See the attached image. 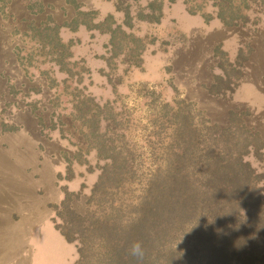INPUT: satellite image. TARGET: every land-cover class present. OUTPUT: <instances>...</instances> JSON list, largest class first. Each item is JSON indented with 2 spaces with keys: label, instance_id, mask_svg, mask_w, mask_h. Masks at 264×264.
<instances>
[{
  "label": "trees",
  "instance_id": "trees-1",
  "mask_svg": "<svg viewBox=\"0 0 264 264\" xmlns=\"http://www.w3.org/2000/svg\"><path fill=\"white\" fill-rule=\"evenodd\" d=\"M18 1L0 0V16L12 18L14 33L29 45L16 48L18 65L27 72L48 64L64 75V90L74 84L68 114L73 123L59 132L74 136L86 154L93 152L102 161L82 213L71 206L79 195L65 189L56 206V229L75 244V264H264V140L246 126L245 112L229 111L222 127L195 124L192 104L185 101L154 108L147 148L162 162L140 182L136 194L130 188L136 160L123 118L112 103L99 104L80 87L90 69L84 59H74L80 41H64L63 31L106 36L109 57L101 58L109 67L119 55L136 65L145 43L126 28L135 22L159 23L164 0H145L144 6L140 0H115L121 24L112 15L98 20L95 11L81 10L76 0H64L72 13L61 7V21L49 12V0ZM16 4L21 9L17 14ZM183 5L188 14L206 23L216 19L226 28L250 21L256 25L264 15V0H183ZM213 53L220 72L212 74L207 93L223 96L242 77L247 58L227 64L219 46ZM36 119L41 130L56 127L55 120L47 126L41 115ZM57 121L63 127L60 117ZM249 155L262 162L260 172L246 160ZM137 241L145 251L142 261L129 253Z\"/></svg>",
  "mask_w": 264,
  "mask_h": 264
},
{
  "label": "rangeland",
  "instance_id": "rangeland-1",
  "mask_svg": "<svg viewBox=\"0 0 264 264\" xmlns=\"http://www.w3.org/2000/svg\"><path fill=\"white\" fill-rule=\"evenodd\" d=\"M49 2L53 5L49 12L57 20L65 18L61 7L67 9V15L72 13L64 0ZM76 2L81 10L95 11L98 20L112 15L122 23L115 0ZM139 2L145 5V0ZM18 10L16 4L13 11L17 14ZM162 11L159 23L143 21L125 27L145 43L136 65L119 55L109 67L101 58L109 57L106 36L91 38L83 29L62 33L64 41H80L74 59H84L90 69L80 87L84 85L95 102L112 103L123 118L126 140L136 160L135 178L130 183L136 194L140 182L162 162L147 148L150 116L161 104L185 101L192 104L195 124L207 121L222 127L229 111L245 112L246 126L264 140V15L256 25L250 21L246 26L226 28L216 19L206 23L199 15L188 14L183 0H164ZM13 30L12 18L0 16V264H75V244L56 229V206L65 189L79 195L71 206L82 213L102 161L93 152L86 154L85 145H78L74 136L59 132L58 128L67 130L73 123L68 114L74 84L64 90V75L48 64L27 72L20 67L16 48L29 49V45ZM218 46L227 64L247 59L232 92L212 96L207 87L213 82L212 74L220 72L218 59L213 57ZM37 115L47 126L49 119L55 120L56 127L41 130ZM246 160L261 171V161L250 155Z\"/></svg>",
  "mask_w": 264,
  "mask_h": 264
},
{
  "label": "clouds",
  "instance_id": "clouds-1",
  "mask_svg": "<svg viewBox=\"0 0 264 264\" xmlns=\"http://www.w3.org/2000/svg\"><path fill=\"white\" fill-rule=\"evenodd\" d=\"M129 253L133 257L137 258L138 261H142L145 256V251L142 246V243L139 241L133 242L132 245L130 246Z\"/></svg>",
  "mask_w": 264,
  "mask_h": 264
}]
</instances>
